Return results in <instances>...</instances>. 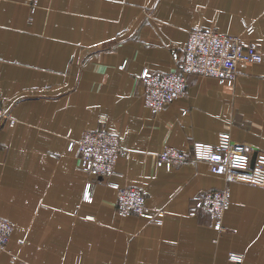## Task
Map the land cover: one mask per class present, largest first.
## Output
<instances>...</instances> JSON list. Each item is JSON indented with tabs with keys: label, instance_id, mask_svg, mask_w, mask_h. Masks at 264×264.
I'll return each instance as SVG.
<instances>
[{
	"label": "crops",
	"instance_id": "1",
	"mask_svg": "<svg viewBox=\"0 0 264 264\" xmlns=\"http://www.w3.org/2000/svg\"><path fill=\"white\" fill-rule=\"evenodd\" d=\"M190 28L243 34L262 59L228 82L189 73L186 94L152 113L136 74L173 68ZM0 113L15 120L0 114V217L13 225L0 264H264V186L157 159L222 132L264 153V0H0ZM97 128L126 151L116 175L77 170L67 150ZM119 186L163 215L119 214ZM212 188L230 195L221 231L194 207Z\"/></svg>",
	"mask_w": 264,
	"mask_h": 264
},
{
	"label": "built area",
	"instance_id": "2",
	"mask_svg": "<svg viewBox=\"0 0 264 264\" xmlns=\"http://www.w3.org/2000/svg\"><path fill=\"white\" fill-rule=\"evenodd\" d=\"M27 1L36 5L38 0ZM252 31L251 25L245 26V34ZM171 55L176 59L173 68L167 71L143 69L136 74V78L143 84V105L152 113H157L165 104L186 94L189 73L212 76L219 82H228L235 78L239 63H257L262 59L259 45L253 40H246L243 34H228L207 28H190L181 51L172 48ZM0 114L2 117L8 116ZM8 119L9 124L13 125L14 118L8 116ZM74 147L78 151L76 168L95 176L116 175L117 157L126 154L118 137L104 128L85 130L76 140H69L67 150ZM190 149L189 155L186 151L165 145L157 159L167 165L188 159L204 161L213 174L223 175L229 180L264 186V153L256 150L252 161L254 150L231 142L226 132L218 135L214 145L195 142ZM93 189L94 184L88 181L84 194L87 200L91 199ZM229 204L227 188L205 190L194 198V207L208 214L213 221V228L217 231L223 229L221 218ZM115 206L118 213L123 215L135 213L151 220H158L163 215L161 209H149L145 194L134 186L117 187ZM12 228L9 220L0 217V252L7 251ZM227 255L229 259L240 260V256L233 251ZM11 259L16 264H25L12 254Z\"/></svg>",
	"mask_w": 264,
	"mask_h": 264
},
{
	"label": "water",
	"instance_id": "3",
	"mask_svg": "<svg viewBox=\"0 0 264 264\" xmlns=\"http://www.w3.org/2000/svg\"><path fill=\"white\" fill-rule=\"evenodd\" d=\"M252 149L254 150V151H253V155H252V161H253L256 149H255V148H252ZM251 163H252V162H251Z\"/></svg>",
	"mask_w": 264,
	"mask_h": 264
},
{
	"label": "rangeland",
	"instance_id": "4",
	"mask_svg": "<svg viewBox=\"0 0 264 264\" xmlns=\"http://www.w3.org/2000/svg\"><path fill=\"white\" fill-rule=\"evenodd\" d=\"M76 167V166H75ZM77 169V168H76ZM78 170V169H77ZM88 174V173H87Z\"/></svg>",
	"mask_w": 264,
	"mask_h": 264
}]
</instances>
